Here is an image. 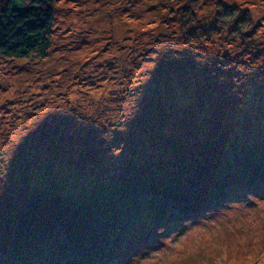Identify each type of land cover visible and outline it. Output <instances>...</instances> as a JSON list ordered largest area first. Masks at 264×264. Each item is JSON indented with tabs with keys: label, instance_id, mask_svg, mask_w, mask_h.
Returning <instances> with one entry per match:
<instances>
[{
	"label": "rangeland",
	"instance_id": "obj_1",
	"mask_svg": "<svg viewBox=\"0 0 264 264\" xmlns=\"http://www.w3.org/2000/svg\"><path fill=\"white\" fill-rule=\"evenodd\" d=\"M0 193V264H264V0H55L0 54Z\"/></svg>",
	"mask_w": 264,
	"mask_h": 264
},
{
	"label": "trees",
	"instance_id": "obj_2",
	"mask_svg": "<svg viewBox=\"0 0 264 264\" xmlns=\"http://www.w3.org/2000/svg\"><path fill=\"white\" fill-rule=\"evenodd\" d=\"M54 1L55 0H0V54L3 57H24L45 46L47 35L50 32L51 24L54 19ZM184 12L189 13L191 10L187 9ZM236 12L237 11L234 7H222L221 12L218 11L216 13L215 17L218 20H216V24L227 28L225 26L227 21L230 23L233 22L234 27L231 29L236 32L240 28L237 27V20L234 22V19H236ZM227 15L229 16L225 25L219 23V21L225 19ZM240 20H244L245 24L249 22L246 17ZM240 23L243 22L240 21ZM190 37L194 39L196 36L194 37L193 35H190ZM153 118H155V116L150 120ZM158 129L163 130L165 129V126L160 124ZM20 178L22 181L23 177ZM138 188L137 185V189ZM128 193H130V191H128ZM1 197L2 196H0V201ZM11 197L14 198L13 193L11 194ZM82 202L86 203L87 201L83 200ZM15 212L17 211L12 210L13 214ZM17 214H19V212H17ZM64 217H66V214L62 216V218ZM20 218L22 220L20 224H8V221L3 220L2 218L0 219V235H7L8 233L12 234L11 247L14 250L16 245L13 243V236H19L21 239H24L26 235L33 234L35 227L37 226H34V223H36L34 222L36 221L35 218L27 215L21 216ZM14 226H16L15 229H13Z\"/></svg>",
	"mask_w": 264,
	"mask_h": 264
}]
</instances>
